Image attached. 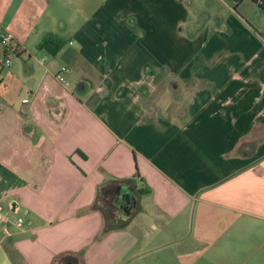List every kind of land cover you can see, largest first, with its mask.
Here are the masks:
<instances>
[{"label":"crops","instance_id":"1","mask_svg":"<svg viewBox=\"0 0 264 264\" xmlns=\"http://www.w3.org/2000/svg\"><path fill=\"white\" fill-rule=\"evenodd\" d=\"M0 29L23 48L1 70L0 264L264 255V10L0 0ZM47 37L55 53L40 47ZM63 65L69 87L56 78ZM127 178L140 191L118 185L135 197L120 203L128 224L103 233L92 206L104 184Z\"/></svg>","mask_w":264,"mask_h":264},{"label":"trees","instance_id":"2","mask_svg":"<svg viewBox=\"0 0 264 264\" xmlns=\"http://www.w3.org/2000/svg\"><path fill=\"white\" fill-rule=\"evenodd\" d=\"M260 9L264 10V4L263 5H259L257 3V0H252ZM55 47L54 50H52L51 48ZM40 47L44 48V49H49L51 50L53 53L56 52V50H58L57 44L55 45L53 38L51 37H47L45 38L41 43H40ZM133 180L132 179H121V180H112L111 183H106L102 186V189L99 190L98 193V199L95 202V204L92 206V208L94 209H100L103 212L104 218H105V223H104V227H103V233H107L112 229H118V228H122L125 225L128 224V221L130 219V217L128 218L127 215H121L118 208H121L119 205V203L121 204H125L124 206H130L131 202L133 199H135L134 196L131 195V193H128L126 195V198L122 197L121 194H119L120 192L118 191L121 187L118 186L121 183H125V186L128 187L130 192L131 190L134 191L135 193H140V191H138L135 188V185L132 184ZM112 191L110 197L108 195H106L105 192H109ZM108 196V197H107ZM105 197V198H104ZM104 198V199H103ZM102 199V200H101ZM128 203V204H127ZM119 204V205H118ZM118 205V208H117ZM126 216V219H123L122 217ZM122 218V219H121ZM125 218V217H124Z\"/></svg>","mask_w":264,"mask_h":264},{"label":"built area","instance_id":"3","mask_svg":"<svg viewBox=\"0 0 264 264\" xmlns=\"http://www.w3.org/2000/svg\"><path fill=\"white\" fill-rule=\"evenodd\" d=\"M257 3L259 5H263L264 0H257ZM0 42L3 47V57L0 60V81H1V70L3 68L10 67L12 65L13 60L23 52V48L20 45L16 36L11 31L6 29H0ZM68 69L69 68L67 66L63 65L56 74V78L67 87L71 85V82L65 76ZM3 219L4 217L0 213V220ZM23 221L24 219L22 217H19L17 219V223L19 225L22 224ZM7 231L8 230L4 228V232Z\"/></svg>","mask_w":264,"mask_h":264},{"label":"rangeland","instance_id":"4","mask_svg":"<svg viewBox=\"0 0 264 264\" xmlns=\"http://www.w3.org/2000/svg\"><path fill=\"white\" fill-rule=\"evenodd\" d=\"M17 58V57H16ZM102 200V199H101ZM124 208H118V210H120V212L123 210ZM124 211V210H123ZM122 216L124 215L123 214V212H121L120 213ZM125 217V218H124ZM124 217H122L123 219H126V216H124ZM121 218V219H122ZM255 245V248H256V243L254 244ZM170 248H168V249H166L165 250V252L166 251H168ZM173 249H175V251H181L180 250V247H173ZM213 253H215V252H213ZM252 259V261L254 262V264H261L262 263V260L264 259V255L263 254H261V252H260V250H254V248H251L250 250H249V252H248V255L247 256H245V262L244 263H250L251 260ZM219 260H221V261H223V259H219ZM243 260H244V258L243 257H240V260H239V264H241L242 262H243ZM243 263V264H244Z\"/></svg>","mask_w":264,"mask_h":264},{"label":"water","instance_id":"5","mask_svg":"<svg viewBox=\"0 0 264 264\" xmlns=\"http://www.w3.org/2000/svg\"><path fill=\"white\" fill-rule=\"evenodd\" d=\"M134 204H135V202H134V199H133L130 206H133ZM127 214H128V211L126 210L125 215H127Z\"/></svg>","mask_w":264,"mask_h":264},{"label":"flooded vegetation","instance_id":"6","mask_svg":"<svg viewBox=\"0 0 264 264\" xmlns=\"http://www.w3.org/2000/svg\"><path fill=\"white\" fill-rule=\"evenodd\" d=\"M119 204H120V203H119ZM119 204H118V205H119ZM127 204H128V203H127ZM118 205H117V208H118ZM119 206L121 207V205H119ZM121 208H122V207H121ZM119 212H120V210H119ZM120 213H121V212H120Z\"/></svg>","mask_w":264,"mask_h":264}]
</instances>
